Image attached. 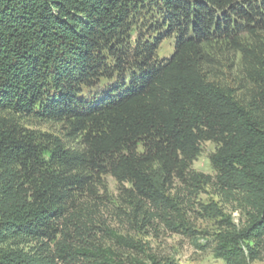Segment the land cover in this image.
<instances>
[{"label": "trees", "instance_id": "obj_1", "mask_svg": "<svg viewBox=\"0 0 264 264\" xmlns=\"http://www.w3.org/2000/svg\"><path fill=\"white\" fill-rule=\"evenodd\" d=\"M162 28L176 40L157 65L153 34ZM246 32L264 36V0H0V264H174L119 255L116 246L145 249L103 220L106 175L130 199L118 216L177 231L184 202L174 183L187 194L214 184L246 216L241 228L224 217L216 257H260L264 41L248 46ZM213 40L241 53L245 92L209 74L203 46ZM127 72L125 90L80 97ZM25 118L62 124L63 136ZM205 141L218 145L215 177L191 168ZM205 210L224 216L214 203Z\"/></svg>", "mask_w": 264, "mask_h": 264}, {"label": "rangeland", "instance_id": "obj_2", "mask_svg": "<svg viewBox=\"0 0 264 264\" xmlns=\"http://www.w3.org/2000/svg\"><path fill=\"white\" fill-rule=\"evenodd\" d=\"M162 28L153 34L154 38H158L159 42L155 51L156 64H160L168 59L175 47L176 34ZM263 37V39H262ZM264 41V36L253 37L244 33L242 41L248 46L256 45L259 41ZM214 42L204 44L203 51L209 58V66L207 70L211 76L217 78L220 82L230 85L238 92H245L248 86V80L245 76L242 55L224 41L213 40ZM258 44V43H257ZM131 80V73L127 72L123 75H115L113 78H103L92 87L83 88L80 97H84L88 101H93L107 94L112 89L125 90ZM118 93H120L118 91ZM117 94V92H116ZM22 122L28 128L40 130L42 132L52 133L57 136H63V125L56 122H44L31 119H23ZM66 142L73 147L78 146L77 141ZM218 145L212 141H205L201 144V153L192 163L191 168L194 171L208 174L212 177L216 176V170L211 162V155L217 150ZM108 191L100 189L101 195L100 206L102 208L103 220L111 228L118 230L119 233L127 237L134 238L140 242L145 252L128 247H118L116 250L119 255L129 263H133L136 259L148 260V256L153 255L162 263L173 262L174 264H226L222 258L216 257L214 249L218 242L220 233L224 230V217H231L232 222L239 228L246 221L240 205L236 201L226 199L214 184L202 187L199 192L187 194L184 185L176 181L172 188L173 194H179L183 199L181 204V214L183 226L180 230H173L166 224L153 220L145 227L129 223L127 214L121 212L118 216L114 210L116 206H121L122 210L130 211V199L127 191H123V187L111 175L104 177ZM126 188L131 186L127 183ZM215 204L218 206L222 215H211L205 210V206ZM238 208V209H237ZM120 214V211H118ZM180 221V220H179ZM142 224V222L140 223ZM185 224V225H184ZM189 229H185V228ZM107 245L111 242L107 241ZM113 244V243H112ZM247 252V247L244 245ZM247 264H264V249L257 259H250L247 254Z\"/></svg>", "mask_w": 264, "mask_h": 264}]
</instances>
